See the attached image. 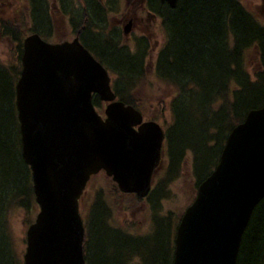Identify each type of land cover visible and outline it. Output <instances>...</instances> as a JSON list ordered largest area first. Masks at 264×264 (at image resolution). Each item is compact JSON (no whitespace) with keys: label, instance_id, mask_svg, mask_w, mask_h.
Listing matches in <instances>:
<instances>
[{"label":"trees","instance_id":"1","mask_svg":"<svg viewBox=\"0 0 264 264\" xmlns=\"http://www.w3.org/2000/svg\"><path fill=\"white\" fill-rule=\"evenodd\" d=\"M60 1L63 8L59 13L68 18L72 33L80 30L81 42L114 73L118 98L140 110L131 90L143 72L144 41L137 38L136 51L129 52L126 45H119L115 30L104 34L99 28L104 21L100 13L105 9L96 0H83L87 14L74 0ZM19 3L13 11L0 6V15H5L0 16L1 33L15 43L18 54L17 66L0 61V264L9 252L3 223L9 207L19 203L17 206L31 208L35 202L31 171L21 154L16 108L23 40L30 33L45 39L55 33L49 0ZM147 6L160 18L166 34L154 62L156 76L172 93L174 124L166 131L170 159L166 179L175 175L182 156L192 150L197 189L217 164L230 130L248 111L264 104V23L241 0H178L174 8L160 0H147ZM252 60L258 65L253 75ZM93 102L97 108L101 106L96 94ZM158 183L153 186L152 182L146 196L153 210L158 209L164 193L165 180ZM156 211L151 231L135 234L113 222L102 190L96 191L83 218L86 264H130L133 259L136 264H172L180 217ZM236 264H264V198L253 209Z\"/></svg>","mask_w":264,"mask_h":264},{"label":"water","instance_id":"2","mask_svg":"<svg viewBox=\"0 0 264 264\" xmlns=\"http://www.w3.org/2000/svg\"><path fill=\"white\" fill-rule=\"evenodd\" d=\"M178 0H161L174 8ZM131 22L124 27L129 33ZM16 107L22 156L39 211L26 231L23 264H85L79 199L104 171L122 192L148 194L164 140L121 100L108 70L76 36L23 41ZM93 94L107 102L104 116ZM264 198V104L229 132L212 172L198 185L176 228L172 264H236L242 235Z\"/></svg>","mask_w":264,"mask_h":264},{"label":"rangeland","instance_id":"3","mask_svg":"<svg viewBox=\"0 0 264 264\" xmlns=\"http://www.w3.org/2000/svg\"><path fill=\"white\" fill-rule=\"evenodd\" d=\"M96 1L105 9L104 21L102 20L103 22L99 27L104 34L115 30L119 45H126L129 52L132 53L137 49V38L144 41L147 53L142 63L143 72L135 80L131 90L132 98L136 101L145 119H154L167 131L174 124V117L170 106L172 93L170 86L161 82L156 76L154 65L157 54L164 46L166 39L160 18L155 15L156 18L152 15L149 17L142 3L139 6L134 5L136 0ZM241 1L247 9L264 23V0ZM59 3L61 4L59 0H49L51 12L54 11L52 13L55 26V33L49 38L51 42H58L62 39L71 40L74 37L68 18L62 17L55 7ZM74 4L81 5L83 8L84 1L74 0ZM0 6L13 11L16 7L21 6V4L19 0H0ZM133 9L135 10L137 20L131 24L129 33H124L123 27L127 23V18ZM0 16L4 17L5 15ZM15 46L12 40L2 35L0 28V61L3 64L17 66L18 54ZM257 67L258 65L255 60L250 61L249 68L252 75ZM109 72L111 82L114 83L115 75L110 70ZM104 108L105 104L101 103V106L98 108L101 114ZM169 164L167 140H165L163 156L153 177V186L158 185L160 180H165V183L162 184L164 193H162L158 209H151L146 198L138 199L134 194L120 192L109 176L104 172H99L91 177L80 199L82 217L86 216L87 208L95 196V192L98 190H102L105 196L111 209L113 222L135 234L143 235L151 231L153 212L156 210L162 216L171 213L175 217H180L196 194L197 178L193 171L194 159L192 150H188L182 156L178 165L180 168L176 170L172 178L167 180L166 178L170 174L168 173ZM18 204L9 207L6 219H3L4 231L8 237V239H5L7 240L5 249H9V252H7L9 257L4 254V262H1L3 264H23V255L26 248V230L38 212L36 202H34V206H31V208H27L25 205L17 206ZM0 256H2L1 252ZM130 264H136V259H133Z\"/></svg>","mask_w":264,"mask_h":264},{"label":"flooded vegetation","instance_id":"4","mask_svg":"<svg viewBox=\"0 0 264 264\" xmlns=\"http://www.w3.org/2000/svg\"><path fill=\"white\" fill-rule=\"evenodd\" d=\"M60 1V0H59ZM139 1H140V3H139ZM61 2V1H60ZM142 3V5H144V7L146 8L145 9V11H146V14L150 17L151 15L153 16V17H155L156 15L154 14V13H152V11H150V9L148 8V6H147V0H136L135 2H134V5H138L139 6V4H141ZM65 6H66V8L68 9V4L66 3L65 4ZM56 8H57V10L58 11H61V9L63 8V6H62V2H61V4L59 3L57 6H55ZM61 8V9H60ZM85 10H84V13H86L87 14V12H88V7L87 6H85V7H83ZM101 15H100V19L102 20L103 18H104V16H105V13H100ZM155 15V16H154ZM156 18V17H155ZM127 20H130L131 22L133 21V22H135L136 20H137V16L135 15V10L133 9L132 10V12H131V14H130V16L127 18ZM80 25H81V23H80ZM85 24H83V25H81L80 27H82L81 29H83V28H85ZM79 31V33H80V30H78Z\"/></svg>","mask_w":264,"mask_h":264}]
</instances>
